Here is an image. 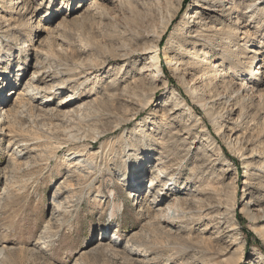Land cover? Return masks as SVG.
<instances>
[{"label":"rangeland","instance_id":"374dc122","mask_svg":"<svg viewBox=\"0 0 264 264\" xmlns=\"http://www.w3.org/2000/svg\"><path fill=\"white\" fill-rule=\"evenodd\" d=\"M90 1H0L14 90L0 109L15 113L0 129V264H264V10L215 45V71L191 44L193 0H98L87 15ZM164 205L175 219L149 227Z\"/></svg>","mask_w":264,"mask_h":264},{"label":"bare ground","instance_id":"6f19581e","mask_svg":"<svg viewBox=\"0 0 264 264\" xmlns=\"http://www.w3.org/2000/svg\"><path fill=\"white\" fill-rule=\"evenodd\" d=\"M0 1L4 2L3 8H7L9 5H11L13 3V0H9V1L0 0ZM120 1H122V0H118V2H120ZM126 1L127 2H125V3H127V5H129V7H132L134 5L133 4L134 0H126ZM182 1L183 0H177L178 5H181ZM245 1L246 0H193L192 1V6H193V8H195V11L192 13V16L190 17L189 22H194L196 24V26H195L196 28L193 31L194 33L192 34V36L191 35H188V36H191L193 38L192 43H191L192 45L194 43H196L197 41L202 42V46L199 50V53H200L199 58L196 57V59L199 60L198 61L199 65L204 66L205 69H208V70L213 69L216 71L218 69V67L221 66V64L218 65L216 63H213L211 61V58L213 56H217L218 53H220L219 55H221L223 58H225V56H228V53L226 51L222 50L223 47H221L219 49H215V45L224 46L223 44H225V43L231 44V42H233L232 41L233 38H237L239 36L238 34H239L240 29H241L240 28L241 18L248 17L249 20L251 22H253L255 20V18H257V19L259 18L260 11L264 10V9H261L259 7V4H257V1L259 2V0H251L247 4H245ZM119 4H123V2L119 3ZM87 7H88L87 10L89 11L87 13V15H93V12L91 13L90 11H93L94 9L98 10L99 12H100V10H103V11L105 10V5L101 2L98 3V0H91L90 4ZM175 8L177 9L178 7H175ZM12 13H14V12H12ZM219 13H220V16L222 18H219L221 25H220V27L217 28L214 23L217 22L218 18L216 16ZM234 14L236 16L233 17ZM191 18H193V19H191ZM171 20L172 19L167 20V22H166L167 26L171 23ZM243 34H245L246 36H249L248 30L244 31ZM158 37H161V35H159ZM244 38L245 37L243 36L242 39H244ZM217 39L219 40L218 43L214 44L213 42ZM207 44H210V45H207ZM211 52H213L212 54H214V55H210ZM259 53H260V51H256L255 56L252 57L250 60V62L252 63L251 72H253L252 66H254L255 62L257 61ZM155 59H158L157 54L155 55V58H153V60H155ZM156 71L157 72H156L155 76H160V75L164 74L162 69L158 68V70H156ZM7 72H8V69H6V67H4L0 71V79H2V80L5 79L6 78L5 74ZM119 72L120 71H118V74H119ZM158 73H160V74H158ZM257 73H259V72L257 71ZM35 76H36V74L33 75V77H35ZM116 77H118V75H116ZM119 82H121V81H119ZM8 84H9L8 82H6L5 84H2V86L0 84V92H2L6 87L8 88L7 89L8 91L6 90L5 93L0 96V99H2V100H5L8 96L11 97L12 93L14 92V90L11 89L13 84H11V85H8ZM17 86H18V84L16 83V85L13 87V89L16 88ZM206 86H207V84H206ZM243 87L247 91L250 90L246 85H244ZM9 89H11V90H9ZM251 91H254V88H252ZM257 91L260 92L259 89H257ZM19 94H22V92L19 91ZM174 94L177 95L175 92H174ZM11 98H8L7 100L10 101ZM175 98H176V100H178V102L176 104V107H174L173 109L179 110L180 108L186 107L189 110H192V107L187 103L185 98H183L182 96H180V97L176 96ZM243 99H245V97H243ZM79 107H80V111H81L82 110L81 105H78V104L73 105V106L69 107L68 109H70V111H74L75 113H77L78 111H75V110L77 108L79 109ZM13 111L14 110H12V109L5 110L4 107H2L0 109V129H1V126H3L4 128H7V130L9 132L12 131V130H10V127H11L10 125L14 121V120L12 121V118H15V115H14L15 113ZM174 112H176V111H174ZM197 118H198L199 122H201L200 120H202V117L198 116ZM239 118H243V113H241L239 115ZM239 118H238V120H236L237 122L234 121L232 123L237 124L239 122ZM6 119H8V121H6ZM207 130H209V129L207 128ZM232 130H234V128H232ZM149 136H151V134ZM150 139H154L153 135L151 136ZM237 141H238L237 143L239 144L240 139L238 138ZM94 150H96V149H94ZM94 150H89L88 151L89 155L95 156L96 151H94ZM86 151H87V149H86ZM77 164H78V162H77ZM191 170L193 171V168H191ZM4 172H6V171H4ZM155 173H156V171H155ZM173 175L174 174L172 173V177L166 181L167 183H169L173 180ZM193 175H195V170L193 172L189 173V175L187 176V179L189 180ZM156 177H157V175H156ZM157 178H159V177H157ZM214 191H216V190H214ZM112 195H116V194L112 191ZM166 199H167V196H165V198H162V199L156 198L153 201V203L163 202ZM178 201H180V200L178 199ZM212 204H214V203H212ZM217 204H219V202H217ZM219 205H217V206L219 207ZM164 206H161L157 211L151 209V206H149L148 212H149L150 216L152 215V218L150 217V220L147 223V225L149 227H152V226L156 227V225L159 227H163L162 226L163 221H168V220L173 221V219H175L174 215L172 214V212L174 213V211H175L173 206H169V205H167L165 207ZM213 206H216V205H213ZM119 209H120V205L115 204L113 207V210H112V217L116 216V211ZM209 215H210V213L203 215L198 220V222H201L202 220L208 218ZM255 217L256 216H253V218H255ZM206 227H207V225H206ZM233 229H238L237 224H235ZM238 239L239 238H236L234 243H233L234 245H238L236 247V249L234 250L233 254L239 253V252L243 253L244 242H243V240H238ZM99 242L100 243H98V245L95 247H97V248L100 247V248L96 251L105 249V247H103V246H105L107 244V241H105V240H101ZM83 253L85 254L86 251H84ZM81 255H83V254H81ZM206 255H207V252H205L204 257L202 259H199V257H196V256L195 257H196V260H201L203 262V264H210L211 260L207 259Z\"/></svg>","mask_w":264,"mask_h":264}]
</instances>
